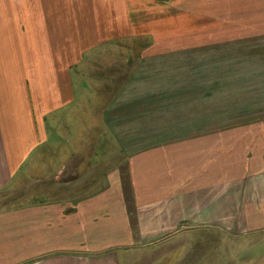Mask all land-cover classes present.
Here are the masks:
<instances>
[{
  "label": "crops",
  "instance_id": "obj_1",
  "mask_svg": "<svg viewBox=\"0 0 264 264\" xmlns=\"http://www.w3.org/2000/svg\"><path fill=\"white\" fill-rule=\"evenodd\" d=\"M162 3L0 0V201L35 152L33 106L67 120L99 100L138 217L104 193L0 204V264H216V234L222 256L254 239L263 257L264 0H192L170 33Z\"/></svg>",
  "mask_w": 264,
  "mask_h": 264
},
{
  "label": "rangeland",
  "instance_id": "obj_2",
  "mask_svg": "<svg viewBox=\"0 0 264 264\" xmlns=\"http://www.w3.org/2000/svg\"><path fill=\"white\" fill-rule=\"evenodd\" d=\"M158 1L163 2L162 8L164 6L168 8L162 11L153 9L155 31H168L169 33L176 31L175 18L178 16L183 24L180 27H183L185 32H190L191 25L188 21L190 22L192 15V0ZM158 5H153V7H160ZM163 16L167 18V21H164L168 23L166 28L163 24L160 26L159 23L160 17ZM109 101L102 100L103 107ZM85 102L86 100H76L73 107L68 108L67 120L64 109L57 110L55 115L50 117L47 113H42L39 106H33L35 109L34 130L37 136L36 144L32 149L35 152L28 154L24 170L21 171L23 174L17 175L20 184L15 186L11 184L6 188L8 190L5 193L8 194L5 196L8 201L7 198L3 199L0 204L7 205V207L26 205L34 203L36 196L41 194L45 195L44 200L40 199L41 201H48L47 197H51L57 203H63L71 198L80 200L93 194L104 193L105 206L113 202L115 204L119 199L121 208L126 205L129 211L132 210L129 213L132 223H138L137 211L135 216L132 215L137 209L130 195L131 188L126 174V156L111 138L105 122L100 120L99 100L95 104L91 100ZM4 194L2 197H5ZM156 207H159V203ZM118 235L122 239L124 232L120 231ZM220 240L223 239L216 234V264H264V242L263 247L258 249L263 253V257L259 260L250 255V250L247 248V246L250 248L254 245V239L233 242L230 251L232 256L241 260L238 262L232 257L221 255L225 249L229 248V243ZM243 248L248 250L245 255L239 252ZM252 251L255 252V248ZM165 252L163 251L158 257L150 253L153 260L157 261V263L152 261V264H176V254L172 253L171 256L165 257ZM121 258L123 264H126L124 260L126 256L122 254ZM195 264H206V262L198 263L195 260Z\"/></svg>",
  "mask_w": 264,
  "mask_h": 264
}]
</instances>
